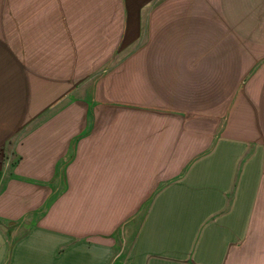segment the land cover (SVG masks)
<instances>
[{"label": "crops", "instance_id": "obj_1", "mask_svg": "<svg viewBox=\"0 0 264 264\" xmlns=\"http://www.w3.org/2000/svg\"><path fill=\"white\" fill-rule=\"evenodd\" d=\"M0 151V264H264V0H0Z\"/></svg>", "mask_w": 264, "mask_h": 264}, {"label": "rangeland", "instance_id": "obj_2", "mask_svg": "<svg viewBox=\"0 0 264 264\" xmlns=\"http://www.w3.org/2000/svg\"><path fill=\"white\" fill-rule=\"evenodd\" d=\"M76 81H78V79H77ZM75 95H76V96H79V93L77 92V93H75ZM0 152H1V151H0ZM4 158H5V157H2L3 160H5ZM0 159H1V155H0ZM2 159H1V160H2ZM7 160H8V163H11V161H12V160H15V159H14L13 156H12V157L10 156V158H7ZM9 167H10V166H9ZM28 225H29V223H25L23 226L27 228Z\"/></svg>", "mask_w": 264, "mask_h": 264}]
</instances>
